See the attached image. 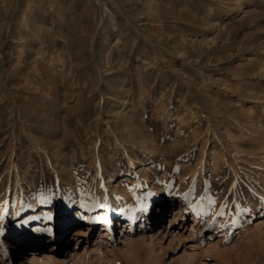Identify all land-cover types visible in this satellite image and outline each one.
<instances>
[{
  "label": "rangeland",
  "instance_id": "obj_1",
  "mask_svg": "<svg viewBox=\"0 0 264 264\" xmlns=\"http://www.w3.org/2000/svg\"><path fill=\"white\" fill-rule=\"evenodd\" d=\"M0 221V264H264V0H0Z\"/></svg>",
  "mask_w": 264,
  "mask_h": 264
},
{
  "label": "bare ground",
  "instance_id": "obj_2",
  "mask_svg": "<svg viewBox=\"0 0 264 264\" xmlns=\"http://www.w3.org/2000/svg\"><path fill=\"white\" fill-rule=\"evenodd\" d=\"M162 201H159L158 202V208H160V211H159V214H160V216H162V214H163V205H162V203H161ZM104 215V214H103ZM102 214H100V215H98V220H96V224L95 225H92L91 227H93V226H96V227H98L99 226V224H101L102 223V221L104 220H106L107 218H106V216L107 215H104L103 216ZM120 216V217H119ZM116 218V217H115ZM117 218H118V221H120L121 222V220H124L125 218L123 217V215L121 216V215H117ZM117 218H116V221H117ZM132 219H130V221H131ZM156 220H157V218H156ZM118 223V222H117ZM0 224H1V221H0ZM119 224H121V223H119ZM84 226V225H83ZM112 227H113V221H111V226L109 227V229H108V234H106V236H105V240H110V239H112V234H113V230H112ZM259 228V227H258ZM130 229H133V224L131 223L130 224ZM80 230H78V229H74L73 230V237H72V241L74 240L75 242H77L78 241V239H74L80 232H79ZM259 232V231H258ZM257 232V233H258ZM258 236H259V240H261V241H263V243H264V238L261 236V234L259 235L258 234ZM25 237V236H24ZM40 237H41V235H40V233L38 232V230H37V232H32L31 234H29L28 236H26V238H25V240H23V239H20L19 240V242H17V243H15V245H3V253H5L6 255H7V257H8V259L10 260V252H9V249H14V250H18V252L19 251H23V253H24V251L25 250H27L26 249V247L28 246V245H31V246H33L34 244H35V242H37L36 243V246H38L41 242H42V240L43 239H41V240H39L40 239ZM71 239V238H70ZM1 240V239H0ZM36 240H38V241H36ZM49 242H51V245H53L54 247H57V246H59V242L62 240V239H57L55 236H49ZM261 241H260V243H261ZM74 243V242H73ZM106 245H107V241H105L104 242ZM110 244V243H109ZM13 246H17L18 248H14ZM109 246V245H108ZM35 247V246H34ZM11 251H13V250H11ZM27 252V251H26ZM21 254L22 256H20V257H22V259H21V263L22 264H41L42 263V260H39L38 261V259H37V255L36 254H33V253H31L30 255H32V259L30 258L29 260H30V262H27V261H29L28 260V257H27V254L26 253H24V254ZM12 256L14 257L15 256V254L14 253H12ZM28 256H29V254H28ZM39 262H37V261ZM40 261H41V263H40ZM8 264H11V261H9V263Z\"/></svg>",
  "mask_w": 264,
  "mask_h": 264
}]
</instances>
